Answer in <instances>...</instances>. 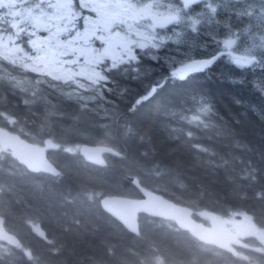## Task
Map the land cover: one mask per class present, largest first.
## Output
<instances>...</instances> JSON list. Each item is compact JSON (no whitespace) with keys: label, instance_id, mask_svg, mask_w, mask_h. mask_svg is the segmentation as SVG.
<instances>
[{"label":"trees","instance_id":"16d2710c","mask_svg":"<svg viewBox=\"0 0 264 264\" xmlns=\"http://www.w3.org/2000/svg\"><path fill=\"white\" fill-rule=\"evenodd\" d=\"M199 31L209 65L173 79L141 53L103 68L86 97L71 95V80L0 59V125L47 146L60 171L32 172L0 153V215L20 240H0V264H264L257 236L231 253L143 213L135 233L100 204L106 194L140 197L137 177L199 220L200 211L242 214L264 234V64L220 54L210 30ZM83 143L119 155L98 165L79 153Z\"/></svg>","mask_w":264,"mask_h":264},{"label":"rangeland","instance_id":"374dc122","mask_svg":"<svg viewBox=\"0 0 264 264\" xmlns=\"http://www.w3.org/2000/svg\"><path fill=\"white\" fill-rule=\"evenodd\" d=\"M188 1L77 0L79 8H75L73 0H0V59L71 80L76 89L71 95L86 97V89L104 80L102 69L119 60L108 47L116 32L129 46L121 48V60H141V53L177 64L185 58L180 30L161 31L150 21L151 15L161 14L197 29L199 48L203 34L199 29L205 28L216 37L212 46L232 50L238 63L264 64V0H192L199 3L194 15L186 13ZM224 31L225 36L217 37ZM188 66L182 65L179 72ZM198 214L207 223L216 217L209 211ZM222 219L239 232L240 243V238L250 236L264 243V234L259 235L248 216L232 214ZM239 225L245 229L239 230Z\"/></svg>","mask_w":264,"mask_h":264},{"label":"water","instance_id":"95a60500","mask_svg":"<svg viewBox=\"0 0 264 264\" xmlns=\"http://www.w3.org/2000/svg\"><path fill=\"white\" fill-rule=\"evenodd\" d=\"M158 25H165L174 18L154 16ZM212 59L199 63V68L209 65ZM10 151L17 161L23 164L29 171L45 172L57 176L60 171L49 159L47 146L32 142L19 133L0 125V153ZM79 153L92 163L105 165L104 154L119 153L112 147L92 144H80ZM132 182L140 190V197H131L120 194H106L101 196L102 208L121 222L125 227L135 233L139 232V215L141 213L172 220L176 225L187 230L203 243L217 246L221 249L235 252L234 245L239 239V232L229 226L222 218L214 217L209 223L197 219L194 209L190 206L175 202L164 195L142 186L137 177L131 178ZM239 230H244L242 225ZM0 240L11 246L20 244L19 238L6 229L4 218L0 215Z\"/></svg>","mask_w":264,"mask_h":264},{"label":"flooded vegetation","instance_id":"af4514ba","mask_svg":"<svg viewBox=\"0 0 264 264\" xmlns=\"http://www.w3.org/2000/svg\"><path fill=\"white\" fill-rule=\"evenodd\" d=\"M176 1H178V0H176ZM188 2H190V5L188 7H186V8H188V10H186L185 8L184 9L186 10L187 14L194 15V13H196L198 11V4L199 3L197 1H192V0H189ZM151 16H152V18L150 21L152 23H154L155 27L158 28V30H161V31H166V30H171V29L180 30L178 32V35H179V37H181V40H182L183 46H184V48L182 49L183 50L182 53L184 54L185 58L183 60H181L178 64H177V62L171 63V62L163 60L161 58L156 59L155 57H153L150 54L147 56V58H149V59L159 61L160 63H162L167 68V74L165 76L173 78V79L183 77L184 75L192 72V70L199 68L200 61L204 62L205 60L209 59V58H204L201 60L198 57L199 47H198V37H197L198 31H197V29L192 28V27L187 28V27H184V25L183 26L179 25L180 20H178V18L175 16L161 15V14L160 15H151ZM153 16L164 17V18H174V21L171 23L165 24L164 26H158L154 22ZM240 25H241V23H240ZM175 26H179V27H175ZM118 35L119 34L116 32L115 36L112 37L111 42L108 43V47L112 51L113 58L115 60L119 59V60H116V64L114 65V67H118V65H120V64H122L128 60H133V59H126V60L120 59L121 58V55H120L121 54V52H120L121 48L122 47H129V46H128V43L126 41H123ZM217 52H219L220 54H221V52H224L228 55L229 54L234 55V52L232 50H228V49H226V50L221 49V50H218ZM219 53H217L214 56L219 55ZM232 58L236 59L235 55ZM188 63H189V66H188ZM175 65H177V68L174 72H172ZM182 65L188 66V68L183 73H180L179 71H180V68ZM165 80L166 79L164 78V81Z\"/></svg>","mask_w":264,"mask_h":264}]
</instances>
